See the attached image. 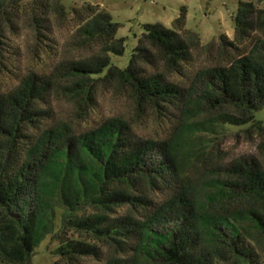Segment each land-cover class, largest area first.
<instances>
[{
  "label": "rangeland",
  "instance_id": "374dc122",
  "mask_svg": "<svg viewBox=\"0 0 264 264\" xmlns=\"http://www.w3.org/2000/svg\"><path fill=\"white\" fill-rule=\"evenodd\" d=\"M241 2L250 4L252 13L247 25L236 34L234 18ZM57 5L64 8L63 15L57 13ZM86 6L106 12L118 25L115 38L125 39L124 53L118 58L108 55L118 70L127 66L143 26L158 24L172 29L184 12V25L177 33L190 47L189 61L174 70L153 53L150 63L141 61L138 65L143 76H157L177 87L180 99L156 110L138 109L130 90L117 79L100 77L90 82L92 101L86 96L71 95L67 91L70 83L56 80L47 98L38 105L39 123L28 125L24 131L21 154L25 157L32 153L38 165L43 158L34 155V146L43 134L64 131V141L57 142L54 137L47 146L50 150L60 145L68 148L70 162L81 166L76 141L105 122L119 121L124 124V133L136 141L165 143L174 148L178 172L169 170L152 184L132 179L131 188L120 183L109 185V192L123 191L141 198L144 203L135 202V207L113 202L104 206L85 198L68 214L64 208L68 191L50 195L30 193L8 214L12 220L41 216V222L47 225L40 230L41 240L24 264H107L111 260L140 264L136 234L133 229L125 232L126 228L119 225L127 216H131L134 225L154 213L169 217L166 205L181 193L203 205L205 212L226 218L264 262V237L246 218L249 212L264 218V205L245 192L240 178L242 166H253L264 174V100L261 105L253 100L248 111L217 105L220 83L210 77L215 70L252 55L259 58L260 67L264 68V1L0 0V93L13 90L30 72L50 76L62 63L103 57L100 40L85 39L80 32L87 15L82 20L73 14V10L84 12ZM257 105L260 106L256 108ZM74 189L75 184L70 181V192ZM219 190L224 192L220 196ZM85 219L95 220L93 230L98 231L118 225V235L110 232L108 238H102L80 228L77 222ZM151 226L154 233H163L172 224L170 219L160 218ZM221 230L225 233V227ZM59 238L95 244L96 252L79 255L70 263L60 260L55 253ZM1 261L8 263L5 258Z\"/></svg>",
  "mask_w": 264,
  "mask_h": 264
},
{
  "label": "trees",
  "instance_id": "16d2710c",
  "mask_svg": "<svg viewBox=\"0 0 264 264\" xmlns=\"http://www.w3.org/2000/svg\"><path fill=\"white\" fill-rule=\"evenodd\" d=\"M251 9L250 4H238L234 18L236 34L247 25ZM56 10L63 15L62 6L57 5ZM73 14L82 20L87 15L80 32L85 39L100 40L103 57L80 63H62L50 76L30 72L13 90L0 93V259L5 258L7 264L29 262L32 249L41 240L40 230L47 227L41 222V216L28 215L26 220L8 218V214L30 193L50 195L68 191L69 198H66L64 206L68 214L85 198L104 206L113 202L130 203L135 207V202L144 203L141 198L123 191L109 192V185L120 183L131 188L132 179L152 184L164 178L169 170L178 172L174 148L165 143L136 141L124 133V124L119 121L105 122L76 141L81 166L70 162L68 148L60 145L50 150L47 146L54 137L57 142L64 141V131L43 134L34 146L37 152L34 155L43 158L38 165L34 163L32 153H27L25 157L21 154L20 141L26 138L24 131L28 125L39 123L36 120L41 116L38 105L47 98L56 80L70 83L67 91L71 95L78 98L86 96L92 101L90 82L100 77L104 80L117 79L130 90L138 109L149 107L156 110L163 104L174 105L180 99L181 92L177 87L162 82L157 76H143L138 65L141 61L150 63L153 53L174 70L189 61L190 47L177 33L184 25V12L175 20L172 29L158 24L143 26L141 37L122 70L114 68L108 56L112 54L118 58L124 53L125 39L115 38L118 25L106 12L91 6L84 7V12L73 10ZM210 77L220 83V99L215 100L217 105L248 111L253 107V100L260 105L264 100V68L260 67L259 58L255 59L253 55L241 57L226 68L215 70ZM209 88L215 92L211 85ZM240 172L245 192L264 205V174L253 166H242ZM70 181L75 184L72 192ZM218 193L220 196L224 192L219 190ZM202 206L181 193L166 205L169 217L154 213L144 222L134 225L131 216H127L119 227L126 228L125 232L133 229L136 234L135 249L140 264H264L246 244L242 234L230 227L226 218L205 212ZM160 218L165 221L170 219L172 227L163 233H154L151 225ZM246 218L264 237V218L253 212L247 213ZM77 223L80 228L102 238H108L110 232L118 235V225V228L115 225V228L98 231L93 230L95 220L85 219ZM221 227H225V233ZM58 241L55 253L60 260L69 263L79 255L96 252L95 244L60 238ZM115 249L117 252V247ZM107 264L120 263L111 260Z\"/></svg>",
  "mask_w": 264,
  "mask_h": 264
}]
</instances>
